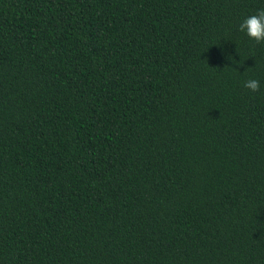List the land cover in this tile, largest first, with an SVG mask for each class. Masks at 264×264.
<instances>
[{"label": "trees", "instance_id": "trees-1", "mask_svg": "<svg viewBox=\"0 0 264 264\" xmlns=\"http://www.w3.org/2000/svg\"><path fill=\"white\" fill-rule=\"evenodd\" d=\"M260 10L0 0V264H264Z\"/></svg>", "mask_w": 264, "mask_h": 264}, {"label": "clouds", "instance_id": "clouds-1", "mask_svg": "<svg viewBox=\"0 0 264 264\" xmlns=\"http://www.w3.org/2000/svg\"><path fill=\"white\" fill-rule=\"evenodd\" d=\"M238 30L257 43L264 41V10L245 18ZM243 86L251 92L258 91L260 87L259 81L255 79L245 81Z\"/></svg>", "mask_w": 264, "mask_h": 264}]
</instances>
